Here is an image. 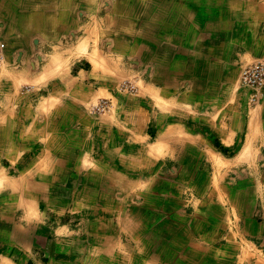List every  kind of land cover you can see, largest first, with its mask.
<instances>
[{"label": "crops", "instance_id": "1", "mask_svg": "<svg viewBox=\"0 0 264 264\" xmlns=\"http://www.w3.org/2000/svg\"><path fill=\"white\" fill-rule=\"evenodd\" d=\"M0 39V148L24 133L36 150L31 173L0 168V264H135L130 246L154 264H264V90L239 84L264 61V0H0ZM129 63L153 111L98 125L90 107ZM28 83L43 110L3 111Z\"/></svg>", "mask_w": 264, "mask_h": 264}, {"label": "rangeland", "instance_id": "2", "mask_svg": "<svg viewBox=\"0 0 264 264\" xmlns=\"http://www.w3.org/2000/svg\"><path fill=\"white\" fill-rule=\"evenodd\" d=\"M129 64H130V65H128V74L129 75L125 76L124 78L114 80L113 85H111V87H110L111 94L110 95L104 94L105 96L102 95V97L98 98L96 100V102L93 103V105L90 107L89 111L91 112V114H93L95 116L98 125L104 126V125H106V123L108 125H110V122H111L110 121V117H111L110 115L112 113H115V111H131V108H133L134 111H136V114H137L136 116L139 117V120L141 118H143V122L145 121V123H146L147 112L153 111L152 90H150L148 88L149 85H145L144 81H143L146 73L143 72L142 68L137 69L135 67V64H131V63H129ZM149 74H150V72H149ZM145 81L148 82L147 79ZM31 85H32L31 83H28L26 86H24V85L22 87L17 86L14 99L11 102L8 101V103H4L2 105L3 111H28V116H30L29 111H42L43 110L42 104H41V102L38 103L37 100L32 104V106H30V105L28 106V97L32 96L33 99H37L39 96H42V94L45 95L46 92L42 91L40 87H38V89L32 90ZM126 86L127 87L131 86L133 88H132V90H130V88L125 89ZM1 92H3V91H1ZM35 95H36V97H35ZM102 100L107 101L106 102L107 103L106 109L104 111H101V112L100 111H94L93 106L97 105ZM157 104H158V102H157ZM144 113L146 115L145 118H144ZM6 121H7V123H6ZM151 121L152 120H150V123H151ZM1 124L2 125H8L9 119L7 118L5 120L4 119L1 120ZM12 124L18 125L19 122L16 121V123H12ZM151 127H152L151 125H148V127H147V134L150 137L149 142H152V137H153ZM26 136L27 135H25L24 133H22L21 135H16V134L8 135V137L11 140H12V138H14V139L16 138V140L13 139L10 143H8V144H6L0 148V162H1L0 168H1V172L4 175H6V174L7 175H14V174L22 173V172H26V171H28V173H29L30 171L35 170V166H31V165L20 166V163H22L23 161H28V163H30L29 162L30 158H32L36 153V150L31 148V146H32L31 143H33V141L31 140L30 135L28 136V141L25 140ZM26 143H28V149L24 148L25 147L24 145ZM134 152H136V151L133 150L130 153H134ZM144 153L146 155V158H149V156L151 157V155L153 154V152L149 148V145L147 146V149L144 151ZM161 154H163V150H161ZM38 167H40V166H38ZM148 170H149V168H147V166H146V171H148ZM71 184L72 183H70V182L69 183L68 182L57 183L55 185L56 187H54L52 185V192H51V190H50V192H51V194L55 193V191H57V189L62 191L61 190L62 187L71 186ZM2 185H5V181H2V183H0L1 187H2ZM143 185H144V183H143ZM137 189H138V191H140L139 190L140 187ZM119 190L121 191V194H118V195L121 196L123 193V190L117 189L115 186H114V188L112 187L110 189L109 196H111V197H113L114 195L117 196V193ZM135 193H138V192H135ZM60 194H62V193H60ZM60 197H61V199L60 198H54V197L50 198L49 199L50 205L57 207L58 205L56 203H57L58 199H60L61 201L65 200V199H62L65 197H63V196H60ZM66 201H68V200L66 199ZM103 204H104V202L100 203L99 205H103ZM61 206L62 205H59L60 208H61ZM129 250H130L128 253L129 259H132V257L130 258V256L132 255L133 258H135L134 260H136L135 264H154L153 262L146 260L150 256L148 250H146L144 253H138L136 246H130ZM133 251H135V252H133ZM62 263L63 264H90L89 262H86V259L83 260V258H82V260L77 261V262L69 261V262H62ZM129 264H131V262H129Z\"/></svg>", "mask_w": 264, "mask_h": 264}, {"label": "built area", "instance_id": "3", "mask_svg": "<svg viewBox=\"0 0 264 264\" xmlns=\"http://www.w3.org/2000/svg\"><path fill=\"white\" fill-rule=\"evenodd\" d=\"M5 43L0 39V67L4 62ZM239 84L242 88L252 91L255 95L264 90V61L243 67L239 74ZM133 87H125V89ZM107 101L102 100L93 106L94 111H104L107 107Z\"/></svg>", "mask_w": 264, "mask_h": 264}, {"label": "bare ground", "instance_id": "4", "mask_svg": "<svg viewBox=\"0 0 264 264\" xmlns=\"http://www.w3.org/2000/svg\"><path fill=\"white\" fill-rule=\"evenodd\" d=\"M140 141V140H139ZM4 178V177H3Z\"/></svg>", "mask_w": 264, "mask_h": 264}]
</instances>
